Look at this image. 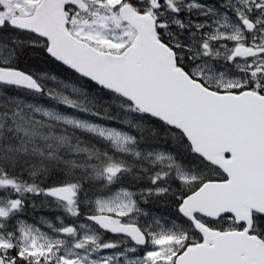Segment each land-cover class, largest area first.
<instances>
[{"label":"snow or ice","instance_id":"snow-or-ice-1","mask_svg":"<svg viewBox=\"0 0 264 264\" xmlns=\"http://www.w3.org/2000/svg\"><path fill=\"white\" fill-rule=\"evenodd\" d=\"M0 264H264V0H0Z\"/></svg>","mask_w":264,"mask_h":264}]
</instances>
